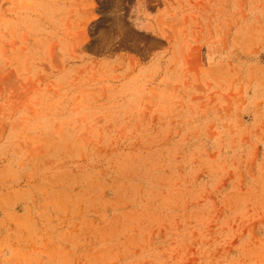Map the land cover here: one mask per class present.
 <instances>
[{"label": "rangeland", "instance_id": "1", "mask_svg": "<svg viewBox=\"0 0 264 264\" xmlns=\"http://www.w3.org/2000/svg\"><path fill=\"white\" fill-rule=\"evenodd\" d=\"M0 264H264V0H0Z\"/></svg>", "mask_w": 264, "mask_h": 264}]
</instances>
